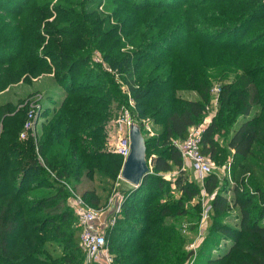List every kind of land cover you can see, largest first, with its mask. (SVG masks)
I'll return each mask as SVG.
<instances>
[{
    "label": "trees",
    "instance_id": "trees-1",
    "mask_svg": "<svg viewBox=\"0 0 264 264\" xmlns=\"http://www.w3.org/2000/svg\"><path fill=\"white\" fill-rule=\"evenodd\" d=\"M128 1L142 7L148 4L166 7L167 0ZM230 1L184 0L183 4L179 3L180 7L183 5L200 13H185V30L220 52L225 66L241 72L235 84L224 85L220 90L219 109L203 131L200 148L218 164L229 163L231 180L236 183L234 192L240 190L245 199L236 202L240 216L235 225L224 223L230 203L228 188L221 190V180L215 172L205 177L203 189L208 194L215 193L212 212L223 221L216 225L215 233L207 236L198 264H216L217 260H222L223 264H264V157L260 162H252L255 150L262 145L261 149L264 148V0H239L235 8L225 11L224 6ZM66 2L69 7L77 4L74 0ZM208 5L215 6L216 10L203 11L202 7ZM155 37H151L149 43L142 38L135 55L120 52L127 44L115 48L109 55L113 66L129 72L127 85L134 93L136 107H143L144 100L158 99L172 92L150 114L154 124L164 126L157 137H145L150 173L126 197L120 216L106 233L114 264H185L194 255V251L186 250V239L177 226L168 224L166 218L186 215L185 200L195 199L201 191L183 170V158L173 140L185 139L189 128L206 118L211 106L207 105L209 86L198 74L181 76L183 83L195 87L199 98L180 100L177 92L184 90L183 86L171 82L178 68L183 71L177 60L165 66L153 65L147 58V54H154L156 48L161 47ZM3 41L0 48L5 50ZM60 53L63 55L58 54L56 58L62 56L60 62L57 60L61 73L57 71L55 75L72 100L57 104L60 113L54 116L55 121L42 120L40 136L37 133L23 140L26 149L25 144L3 140L14 132L8 127L13 104L0 106V264H82L77 261L83 259L81 234L76 228L74 210L68 203L70 192L66 183L88 204L100 209L101 197L97 190L89 185L82 192V187L93 182L96 175L116 180L123 166V157L104 147L111 106L121 96L125 98L123 89L109 70L92 64V55L85 47L70 45ZM49 58L41 56L33 63L44 67ZM33 70L31 68L29 73ZM154 83H159L163 90L151 95L147 86L154 87ZM37 92L43 94L45 102L48 93L54 91ZM179 103L184 107H179ZM44 106L37 125L44 116H53ZM22 109L15 106L13 114H22ZM147 110L144 107L141 115L145 116ZM239 114L242 117L238 120ZM15 121L21 131L25 119ZM225 129H231L227 145L216 137ZM257 166L262 172L261 178L256 176ZM175 169L179 170L175 180L164 177L163 173ZM173 191L181 192L184 199L177 205L167 203L154 207L156 199L164 201ZM257 200L259 202L255 203ZM237 250L240 254L235 261H228ZM211 252L220 255L214 257Z\"/></svg>",
    "mask_w": 264,
    "mask_h": 264
},
{
    "label": "rangeland",
    "instance_id": "rangeland-1",
    "mask_svg": "<svg viewBox=\"0 0 264 264\" xmlns=\"http://www.w3.org/2000/svg\"><path fill=\"white\" fill-rule=\"evenodd\" d=\"M74 1L77 4L69 7L66 0H0V41L9 40V42L3 41L6 44L5 50L0 48V106L13 104V111L8 116L10 121L8 127L10 126L14 130L11 136L3 138V140L5 139L4 141L23 145L25 144L24 139L26 140L30 136L35 137L37 133L40 136L42 120L51 123L60 113V111H57V104L63 101L69 103L72 100L71 97H67L66 89L58 84V79L55 75L57 71H59V74L61 73L57 67V60L60 62L62 56L56 57L58 54L63 55L60 51L70 45L74 48L85 47L92 55V64L101 65L107 71L109 70L111 75L115 77L116 83L123 89L122 93L125 98L120 95L121 97L118 98V101L113 102L111 106L112 114L108 118L109 126L107 125L105 130L104 147L107 151L114 152L120 132L113 127V121L125 113V108H128L133 120L141 124L146 138L157 137L164 130L162 124H154V119L150 114L154 107L158 106L172 92H166L167 95L158 99L152 100L149 98L144 100V106L140 107L141 109L136 107L134 93L129 91L127 85V81L130 79L129 72L124 68L113 66L112 63L114 62L111 63L109 56L111 51L124 44H127V46L123 49L121 48L120 52L135 55L142 38L149 43L151 37L156 36L154 38L157 41L156 43L158 45L161 43V47H157L154 54H147V58L150 59L153 65L165 64L167 66L173 60H177V64L183 68L182 72L178 68L175 71L173 80H170L183 86L184 90L177 92V97L180 100L199 98V93L195 87L188 86V83H183L181 76L186 78L191 74H198L201 79H205L209 86L210 97L207 105H211L208 107L209 112L206 117H214L216 115L219 109L218 96L220 90L224 85L235 84L241 72L225 66L223 55L220 52L211 49L206 42L203 43L196 35L189 34V30H185L183 27L185 13L200 14L199 12H195L194 9L183 5L180 7L179 5L181 4L179 3L183 4L184 0H167L166 7L153 6L152 4L142 7L128 0ZM170 2H172L171 7L168 5ZM238 2L239 0L228 2L224 6L226 8L225 11L232 7L235 8ZM45 3L47 4L43 6L42 4ZM202 10L209 12L216 10V8L208 5L203 6ZM134 36V41L131 42L130 39ZM148 47L149 45L145 48L148 49ZM151 49L154 50L155 47ZM22 51H24V54H22ZM18 55L21 56L16 58ZM41 56H50L44 67L36 66L33 63L35 59ZM96 57H99L102 62H96ZM31 68H34V72L29 73ZM134 69L137 70V67ZM186 82L189 81L186 80ZM152 85H155V83ZM147 87L151 89V95L160 93L163 90L159 83L154 87L150 86V84ZM217 88L220 89L218 94L215 92ZM50 90L54 92L48 93ZM37 91H47L48 96L45 102L43 94ZM131 99L135 101L134 105L130 103ZM22 101L25 102L21 103ZM35 104L45 105L44 107L49 109V113L53 114V116L51 115V117L49 114L44 116L38 125L36 121L35 134L30 132L27 137L22 138L21 134L24 131V127L19 131L15 120L24 121L25 119L26 123L29 113ZM15 106H18L19 109L23 108L22 114H13ZM144 107H147L148 110L146 115L142 116L140 111ZM179 107H184V104L179 103ZM259 110L260 107H257L256 111ZM241 117L242 115L239 114L238 120ZM203 122L204 120L200 124ZM19 133L22 140L19 139ZM230 135L231 129H225L217 134L216 137L223 145H227V139ZM23 146L25 147L26 144ZM261 147L256 149L252 155L253 163L255 161L260 162L261 158L264 157V148L261 149ZM153 150L154 146L152 145L150 151L152 152ZM211 165L213 171L220 177L221 190L228 188L229 192V210L227 216L224 217V223L235 225L236 219L240 216V208L236 202L244 200L245 197L240 190L234 192L236 183L231 180L228 162L218 164L215 160H211ZM121 170L114 181L105 180L104 177L96 175L93 182L87 183L82 187L83 192L89 185L93 186L101 197L100 209L104 212L101 222L104 225L105 234L109 228L113 227L107 226L108 220L117 214L118 206H122L126 197L135 189L134 185L121 178ZM186 173H188L186 174L188 177L194 179L195 183L199 185L201 188L200 194L193 200H185L186 215L168 216L166 222L177 226L180 235L186 239V250L194 251L192 259L185 264H198L200 251L207 236L215 233L216 225L222 223L223 220L212 212V201L215 193L208 194L203 189L204 180H201L194 170L189 168ZM255 173L256 176L262 177V172L258 166L255 169ZM175 178L176 176L171 174L168 179L173 181ZM67 187L70 192L69 198H71L72 191L70 189L72 187L69 185ZM164 199V201L156 199L154 207L160 208L167 203L177 205V202L184 199V197L181 192L173 191L169 192ZM166 199L168 200L166 201ZM258 202L259 200L255 203ZM176 208L175 206L174 210ZM120 214L121 211L117 218ZM75 223L76 228L80 230L76 215ZM211 253H213L214 257L220 255L215 252ZM239 254L240 250H237L228 261L234 262ZM81 255L83 259H77V261L82 262V264L91 263L85 257L86 255L83 251ZM216 264H223V261L217 260Z\"/></svg>",
    "mask_w": 264,
    "mask_h": 264
},
{
    "label": "built area",
    "instance_id": "built-area-1",
    "mask_svg": "<svg viewBox=\"0 0 264 264\" xmlns=\"http://www.w3.org/2000/svg\"><path fill=\"white\" fill-rule=\"evenodd\" d=\"M95 61L102 62L99 57H96ZM219 90L217 88L215 92L218 94ZM130 103L134 105L135 101L131 99ZM41 109L42 105H33V109L29 113V118L25 123L24 131L21 134L22 138L27 137L30 132L35 134V123ZM124 110L125 113L113 121V127L117 128L120 132L114 152L122 156L125 160L131 152L130 126L135 121L131 117L128 108ZM212 119L213 117H206L202 124L190 127L185 139L173 140L175 147L181 152L184 163L183 170L186 171L188 168L194 170L201 180H204L205 177L214 172L211 159L203 154L200 148L203 131ZM66 185L68 184L66 183ZM70 190L72 191V195L68 203L74 210L81 230V248L91 262L97 264H114V257L109 251L105 228L101 222L104 214L103 210L88 204L80 194H77L73 189ZM120 211L121 205L116 210L117 214L108 220L107 226L115 225Z\"/></svg>",
    "mask_w": 264,
    "mask_h": 264
},
{
    "label": "water",
    "instance_id": "water-1",
    "mask_svg": "<svg viewBox=\"0 0 264 264\" xmlns=\"http://www.w3.org/2000/svg\"><path fill=\"white\" fill-rule=\"evenodd\" d=\"M131 152L124 160L121 170V178L137 188L144 177L150 173V165L147 160L146 138L141 125L133 122L130 126Z\"/></svg>",
    "mask_w": 264,
    "mask_h": 264
},
{
    "label": "crops",
    "instance_id": "crops-1",
    "mask_svg": "<svg viewBox=\"0 0 264 264\" xmlns=\"http://www.w3.org/2000/svg\"><path fill=\"white\" fill-rule=\"evenodd\" d=\"M187 170H189V168L187 169ZM187 170H186V172H187ZM178 171L179 170H172V171H169V172H166V173H163L164 174V177H166V178H169V176L172 174V176H176L177 175V173H178ZM175 174V175H174Z\"/></svg>",
    "mask_w": 264,
    "mask_h": 264
}]
</instances>
